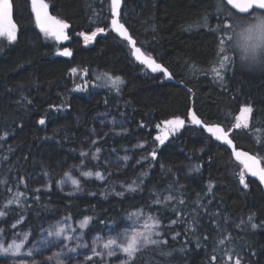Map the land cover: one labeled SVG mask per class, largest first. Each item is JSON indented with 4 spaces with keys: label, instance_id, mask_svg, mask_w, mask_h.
<instances>
[{
    "label": "trees",
    "instance_id": "1",
    "mask_svg": "<svg viewBox=\"0 0 264 264\" xmlns=\"http://www.w3.org/2000/svg\"><path fill=\"white\" fill-rule=\"evenodd\" d=\"M45 1L54 16L69 24L67 42L57 46L46 39L35 24L30 0H12L17 40L10 43L0 38V181L7 180V187H13V192L6 193V186L0 183V195L11 198L20 176L26 178L28 189L41 188L40 193H35L40 200L34 204L33 193H28L31 207L24 210L26 220L21 225L32 233V249L39 264H56L55 259L46 258L57 253L69 264L79 262L65 257L69 253L62 248L63 239L46 237L41 229L48 228L50 222L66 215L75 220L92 215L88 229L92 233L142 207L146 212L148 206L153 211L161 209V205L152 203V193L159 189L161 197L167 195L162 189L173 182L185 185L175 194L186 193L190 200L188 210L199 209L201 231L209 237L208 246L196 248L193 239L187 251L168 256L163 253L170 247H180L169 237L168 246L143 249L135 264H208L206 252L211 253L222 234L232 238L231 243L226 240L224 245H218L224 252L242 249L246 264H264V227L251 228V223L260 225L264 221V192L248 174V188L239 183L243 165L226 145L186 123L185 128L159 146L156 160L148 155L158 145L154 137L162 131L156 125L175 116L186 118L194 102L196 112L205 122L221 124L237 147L264 163V69L242 67L238 53L233 55L229 51L227 54L233 56L236 65L227 72L223 87L215 81L212 69L218 67L214 59L219 36L196 25L202 23L205 15L210 25L218 22L216 0H123L121 20L137 44L185 85L169 82L162 73H153L137 62L130 45L111 31L110 0ZM97 27L105 28V32L85 44L79 33H91ZM63 48H69L72 55H58ZM73 67L78 69L77 74L70 72ZM82 70H87L88 75L83 76ZM99 73L121 77L119 91L110 86L95 87L102 83L96 80ZM85 81L89 82L86 89L75 90L76 84ZM248 102L254 108L250 127L235 129L234 118L241 105ZM41 118L45 119L44 125L38 123ZM120 121L127 130L111 131L110 126ZM92 140L97 144L93 145ZM94 147L101 148L102 160L94 161L91 155L81 157L82 151L91 154ZM113 153L129 157L124 168L110 162ZM143 156L148 159L141 161ZM82 159L84 170L100 171L105 180L80 177L75 166L81 165ZM196 166L200 170L189 175V168ZM69 171L81 179V191L74 195L64 193L57 183ZM45 172L49 175L45 176ZM144 172L148 179L141 186L143 190L125 191L123 197L115 195L124 190L123 186L139 182ZM209 181L214 185V197L206 191ZM20 190L26 191L23 185ZM197 193L202 194L200 203H191L197 200ZM4 202L0 198V205ZM252 214L255 215L249 221ZM168 218H174L173 214H165V224ZM10 223L11 220H0V227ZM217 225L226 231L221 233ZM7 230L11 236L13 229ZM44 239L55 243L44 245ZM183 239L182 236L180 240ZM88 250L90 246L85 251L81 248L80 253L84 255ZM216 255L214 264H234V259L230 261L223 252Z\"/></svg>",
    "mask_w": 264,
    "mask_h": 264
},
{
    "label": "snow or ice",
    "instance_id": "2",
    "mask_svg": "<svg viewBox=\"0 0 264 264\" xmlns=\"http://www.w3.org/2000/svg\"><path fill=\"white\" fill-rule=\"evenodd\" d=\"M31 3V12L35 16V24L44 34L45 37H50L56 42H62L69 39L66 30L69 28V24L63 19L53 16L49 13V5L45 0H30ZM123 0H110V13L111 21L110 28L111 31L115 32L119 37L123 38L131 48L133 49L132 55L135 57L140 64L145 65L151 72L162 73L165 77L171 78V73L166 67L161 63H158L155 58L151 55H145L140 47H137L136 40L129 34L128 28L125 27V24L121 22V5ZM230 6V8L228 7ZM13 10L14 4L12 0H0V38H5L8 42H15L17 40L18 25L14 22L13 19ZM235 10V11H232ZM215 12L217 15L218 22L215 25L209 24V17L205 15L203 17L202 23H198L197 27L207 28L210 32L219 36L218 39V52L214 59V62L218 65L212 69L214 73L215 81L218 82L222 87L225 84V77L227 72L232 70V67L236 65V60L233 59V56H229L227 53L229 51L233 52V55L238 53L239 61L241 66H248L249 64L253 67H259L264 69V0H216L215 3ZM221 17H224L221 19ZM192 26L190 25L189 28ZM239 28L240 31L237 32L236 29ZM152 30L155 31V26H152ZM105 32V28L97 27L95 31H92L91 34L79 33L83 36L85 43H90L95 39L98 33ZM234 37L236 42L233 43ZM58 55L69 57L72 55V52L69 48H63L58 52ZM72 74H77L78 69L73 67L70 69ZM83 76L88 75L87 70H82L81 73ZM96 80L101 81L102 83L95 84V87H111L119 91L120 86L123 84V80L119 76H113L109 73H99L96 75ZM89 86V82L85 81L82 85L76 84L75 90H84ZM188 91L191 93L192 89L189 88ZM31 103V101H29ZM254 108L251 102L241 105L239 109V114L235 116V129H249L250 120L252 119ZM39 124L44 125L45 119L41 118L38 121ZM186 123L192 125L200 126V128L210 134V138H214L216 141H221L225 145L231 146L233 148V155L236 160L243 165V170L239 172V183L243 185L246 189L248 188V183H246V174H250L251 177H256L259 179L261 184H264V163L261 159H258L255 155H250L247 152L238 151L233 145V140L230 138V132L219 124L209 125L204 120L199 118L197 112L193 109L188 110V115L186 118H181L180 116H175L171 119H167L157 124L156 128L162 129L160 134H157L154 137V141L158 142L156 148H153L149 152L151 160H156L158 156L159 146L165 145V142L169 140V137L175 136V134L185 128ZM140 127L143 128L144 124L141 123ZM3 137H0L2 139ZM93 145L97 144L96 140H92ZM143 147V145H139ZM101 151L100 147H96L95 153L91 154V159H99V156L96 155ZM82 158L89 157L88 152L80 153ZM128 156H124L123 160H128ZM145 160L148 157L144 158ZM140 163V161H137ZM80 170V177L85 179L91 178L93 176L98 180H105V175L100 171H90L84 170V159L81 160V165L77 166ZM164 166L161 165V168ZM200 166L194 168H189V175L193 172H198ZM169 172L171 169L168 170ZM111 175V173H107ZM45 176L49 174L44 173ZM148 179V173L144 172L139 178V182L133 181L124 187V190L115 192V195L123 197L125 191L127 192H137L142 189V185L145 184V180ZM70 182L73 186L74 191L81 190V179L73 177L71 172H65L63 178L59 180L58 186H62ZM0 183L4 184L5 192H13V187H7L8 181L3 180ZM23 185L26 191L20 190V186ZM15 194L8 198L6 196L0 195V198L4 199V205L0 206V220L5 221L6 223L11 220V223L7 225L11 229H17L20 224H22L26 217L23 212L26 208H30L31 205L28 203L27 196L28 193H33L32 202L33 204L36 201L40 200L39 195L35 193H40L41 188L37 189H28V182L25 177L20 176L16 185ZM47 191H51V188L47 185H43ZM213 183L209 181L207 185V194H211L214 197L213 193ZM182 189H185V185H179L177 182L169 184L166 188H163L162 191L168 193L161 197L159 195V189L152 193V203L156 205H161V209L153 211L151 206H148V212L145 213L143 207L141 209L132 212L126 217L125 220L129 221L127 227L121 228L114 237L107 238L101 245L103 250H98L97 246H92L90 251L92 255L86 256L85 259L88 261H93L96 258L95 264H104L105 258L116 257L119 264H135L137 259V254L140 253L143 249L148 246L153 247H162L169 245V237L172 241L180 244L179 248L170 247L169 251L163 253L164 255H172L173 252H185L187 251V245L193 243L195 240L196 248H207L209 237L207 234L202 233L203 225L201 224V213L198 208L193 207L191 210H188V205L190 200L186 198V193H182L181 196H177L175 193L181 192ZM114 191V190H113ZM74 193H69L72 195ZM95 195V193H92ZM201 193H197V200L191 203H200ZM211 203V200L208 201ZM15 206V207H13ZM183 206V207H181ZM19 209V214L16 213V210ZM205 212L208 210L205 208ZM172 213L174 218H168L167 224L164 222V217L166 213ZM218 213H212L211 215H217ZM252 214L249 216V221L253 219ZM15 216V219L11 218ZM70 219V216H65L62 219L56 221L55 223H49L48 228L41 229L46 237H55L63 238L66 241L73 240H82L83 234L81 235H67L66 233L72 232L76 233L77 229L68 225L67 221ZM94 219L92 216L84 217L78 224L79 229L84 230L90 226V222ZM142 221V223H141ZM104 223V221H100ZM113 225L116 224V221H111ZM244 221H241L243 224ZM7 227H0V257H5L4 264H9L7 257H20L22 254L28 257L34 256L33 250H28L26 253L23 250L26 248L27 244L30 242V232L27 231H17L12 232L11 236L7 230ZM107 227V225H106ZM236 227H240L239 224ZM258 227H264V221L257 225L256 223H251V228L253 230ZM223 233L226 230L219 229ZM184 237L183 240H180L181 237ZM10 240V242H9ZM101 238L97 237L93 241V245H97L98 241ZM226 240L231 243V236L221 235V238L216 240V243L213 245L211 253L206 252V258L208 259V264H214L217 260L216 253L223 252V254L228 256V259L231 261L234 259V264H242L245 262V257L242 255L241 251L236 249H228L224 252L223 249L218 247V245H224ZM44 245L49 243H55V241H49L44 239L42 241ZM81 247H89L88 244H81ZM69 252H76V247L68 248L67 245H64ZM119 254L125 256L124 260H120ZM256 253L253 251L252 255ZM60 253H57L55 257H47L46 260L50 261L55 259L56 264H64V261L60 259ZM11 264H38L34 259L24 260L17 259L11 261ZM246 264V262H245Z\"/></svg>",
    "mask_w": 264,
    "mask_h": 264
},
{
    "label": "rangeland",
    "instance_id": "3",
    "mask_svg": "<svg viewBox=\"0 0 264 264\" xmlns=\"http://www.w3.org/2000/svg\"><path fill=\"white\" fill-rule=\"evenodd\" d=\"M46 2V1H45ZM46 3H48V2H46ZM31 4V3H30ZM48 5H49V3H48ZM49 13L51 14V15H53L52 13H51V11H50V5H49ZM54 16V15H53ZM224 18V17H223ZM39 29V28H38ZM40 30V29H39ZM236 31L237 32H239L240 31V29L239 28H237L236 29ZM66 32H67V30H66ZM85 34H91V33H85ZM98 34H100V33H98ZM97 34V35H98ZM67 35H68V32H67ZM83 37V36H82ZM96 38V37H95ZM1 39H5V38H1ZM46 39L47 40H49V41H52V42H54V43H56V45L57 46H59L61 43H65V42H67V40L66 41H62V42H56L55 40H53L52 38H50V37H46ZM83 40H84V38H83ZM234 41H236V38L234 37ZM85 42V41H84ZM91 42H93V40L91 41ZM85 44H89V43H85ZM166 78V77H165ZM126 126H125V124H124V122H122V121H120L119 123H114L112 126H110V130L111 131H113V132H116V133H118V132H125L127 129L125 128ZM119 130V131H118ZM95 149H96V147H94V148H92V152H91V154L92 153H95ZM84 152H87V151H84ZM90 154V155H91ZM96 155H98L99 156V159H93L94 161H99V160H102L103 158H102V156H101V153L99 152V153H97ZM123 155L122 154H119V153H113V154H111L110 155V162H113L117 167H121V168H124L126 165H127V163H128V160H123ZM107 158H109V155H108V157ZM115 158V159H114ZM144 160V156L141 158V161H143ZM80 166V165H79ZM76 168H75V171L76 172H79L80 173V168L79 167H77V166H75ZM69 172H71V171H69ZM93 177H95V176H93ZM63 178V175H62V177H61V179ZM62 188H63V192L64 193H66V194H68L69 195V193H74V194H76V193H79L81 190H79V191H74V189H73V186L71 185V183L70 182H68V183H66L65 185H63L62 186ZM60 189H61V186H60ZM74 194H72V195H74ZM0 206H3V205H0ZM136 211V210H135ZM135 211H133V212H135ZM130 213H132V212H130ZM129 213V214H130ZM145 213H147L146 211H145ZM128 215V214H127ZM89 216H92V215H89ZM93 217V216H92ZM124 217H126V215H124L120 220H118L117 222H116V224L115 225H113L112 223L111 224H108L107 225V227H99V228H96L92 233H88V229L90 228V226L88 227V228H86V229H84V230H81V229H79V227H78V224H79V222L83 219V218H81V219H78V220H75V219H69L68 221H67V223H68V225H70L71 227H73V228H76L77 229V231H76V233H72V232H68V233H66L67 235H81V234H83V239L82 240H73V241H66V240H61L62 241V245H63V250L64 251H67V248H65L64 247V245H67V247L68 248H71V247H76V252H69V251H67L69 254L68 255H66L65 257H69L70 259L71 258H73V259H78V263H76V264H95V262H96V258H94V260L93 261H88V260H86L85 259V256H90V255H92V253H91V251L90 250H88V252H85L84 253V255H82L81 253H80V249L82 248L84 251L86 250V248L87 247H81L80 245L81 244H85V242L87 243H89V246H90V248L92 247V246H97V249L98 250H103L102 249V247H101V245H102V243L107 239V238H109V237H114L116 234H117V232L121 229V228H123V227H127L128 225H129V221H127V220H125L124 219ZM61 218H59V219H57V220H54L53 222L55 223L56 221H58V220H60ZM93 221V220H92ZM92 221L90 222V225L92 224ZM141 223H142V221H141ZM23 224V223H22ZM22 224H20L19 226H18V228L17 229H13V232H17V231H27V232H30L28 229H26V230H24V229H22L21 228V225ZM31 233V232H30ZM97 237H100L101 238V240L100 241H98V243H97V245H93V241L94 240H96V238ZM61 239H63L62 237H61ZM33 236H32V233H31V235H30V242L27 244V246H26V248L23 250V252H27L28 250H33L32 248H33ZM9 242H10V240H9ZM34 251V250H33ZM83 251V252H84ZM84 257V258H83ZM37 258L38 257H36L35 256V253H34V256L33 257H28V256H26V255H21L20 257H11V256H9V257H7L6 259L9 261V264H11V261H13V260H17V259H24V260H32V259H34L35 261H37L38 262V260H37ZM79 258H83V259H79ZM119 258H120V260H124L125 259V256L123 255V254H119ZM4 260H5V257H0V264H4ZM61 260H63L64 261V264H69L68 263V259L66 260V259H61ZM87 261V262H86ZM38 264H39V262H38ZM104 264H119V262H118V260L116 259V257H111V258H105V262H104Z\"/></svg>",
    "mask_w": 264,
    "mask_h": 264
},
{
    "label": "water",
    "instance_id": "4",
    "mask_svg": "<svg viewBox=\"0 0 264 264\" xmlns=\"http://www.w3.org/2000/svg\"><path fill=\"white\" fill-rule=\"evenodd\" d=\"M122 5H123V3H122ZM122 5H121V8H122ZM235 11V10H234ZM13 19H14V22H15V18H14V10H13ZM121 22H122V20H121ZM16 23V22H15ZM122 23H124V22H122ZM125 27L126 28H128L126 25H125ZM129 30V29H128ZM116 34V33H115ZM129 34L132 36V34H131V32H130V30H129ZM117 35V34H116ZM133 37V36H132ZM133 39L134 40H136L134 37H133ZM137 42V41H136ZM137 47H140L138 44L136 45ZM131 47V46H130ZM141 48V50H142V52L145 54V55H150V54H148V53H146L143 49H142V47H140ZM132 49V48H131ZM132 51H133V49H132ZM152 56V55H151ZM153 57V56H152ZM135 58V57H134ZM153 58H155V57H153ZM156 59V58H155ZM156 61L158 62V63H161L164 67H166L162 62H160V61H158L157 59H156ZM138 63H139V61H137ZM145 66V65H144ZM146 67V66H145ZM147 68V67H146ZM167 68V67H166ZM148 69V68H147ZM168 69V68H167ZM148 70H150V69H148ZM151 71V70H150ZM168 71L171 73V71L168 69ZM166 80L167 81H169V82H174V83H177V84H181V85H185V83H183L182 81H179L178 79H176L173 75H172V73H171V78H167L166 77ZM190 109H193V110H195V106H194V102H192V104H191V106H190ZM196 111V110H195ZM197 115L199 116V118H201L202 119V117L197 113ZM203 120V119H202ZM207 123V122H206ZM209 125H216V124H219V123H208ZM220 126H222L221 124H219ZM196 127H198V128H200V126H197V125H195ZM223 127V126H222ZM201 129V128H200ZM230 138L232 139V137H231V135H230ZM233 140V139H232ZM218 142H220L222 145H225L223 142H221V141H218ZM233 145L235 146V149L236 150H238V151H243V152H247V153H249L250 155H254V154H252V153H250L249 151H247V150H244V149H242V148H239V147H237V144H236V142L233 140ZM230 150H231V152H232V154H233V148L231 147V146H228V145H226ZM256 156V155H255ZM233 157L235 158V156L233 155ZM258 159H260L259 157H257ZM236 159V158H235ZM250 177H251V175L250 174H248ZM251 178H253V179H255V180H257L258 182H259V184L261 185V187H262V190H263V192H264V184H261L260 183V181H259V179L258 178H256V177H251Z\"/></svg>",
    "mask_w": 264,
    "mask_h": 264
},
{
    "label": "clouds",
    "instance_id": "5",
    "mask_svg": "<svg viewBox=\"0 0 264 264\" xmlns=\"http://www.w3.org/2000/svg\"><path fill=\"white\" fill-rule=\"evenodd\" d=\"M248 66H249V67H253V66H252V65H250V64H249Z\"/></svg>",
    "mask_w": 264,
    "mask_h": 264
},
{
    "label": "bare ground",
    "instance_id": "6",
    "mask_svg": "<svg viewBox=\"0 0 264 264\" xmlns=\"http://www.w3.org/2000/svg\"><path fill=\"white\" fill-rule=\"evenodd\" d=\"M183 82V81H182ZM184 83V82H183Z\"/></svg>",
    "mask_w": 264,
    "mask_h": 264
}]
</instances>
